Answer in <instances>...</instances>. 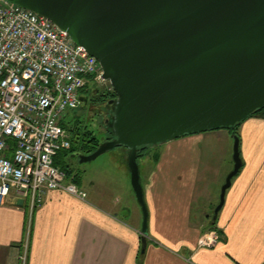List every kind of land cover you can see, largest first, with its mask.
<instances>
[{"label": "water", "instance_id": "1", "mask_svg": "<svg viewBox=\"0 0 264 264\" xmlns=\"http://www.w3.org/2000/svg\"><path fill=\"white\" fill-rule=\"evenodd\" d=\"M53 21L95 56L116 99L113 137L80 161L123 146L143 211L148 208L139 148L189 134L231 129L264 108V0H7ZM234 168L214 220L242 167L233 135ZM23 199L18 204H23Z\"/></svg>", "mask_w": 264, "mask_h": 264}, {"label": "crops", "instance_id": "2", "mask_svg": "<svg viewBox=\"0 0 264 264\" xmlns=\"http://www.w3.org/2000/svg\"><path fill=\"white\" fill-rule=\"evenodd\" d=\"M238 133L242 167L216 220L222 185L235 164L229 129L189 134L150 155L149 147L143 151L138 164L148 208L144 253L138 199L140 207L133 206L107 184L80 175L74 152L66 160L87 197L49 190L31 211L18 204L21 198L13 191L0 205V264H20L28 236V264H264V117H249ZM120 155L123 192L137 198L129 152L121 149ZM212 226L220 232L219 242L200 246Z\"/></svg>", "mask_w": 264, "mask_h": 264}, {"label": "built area", "instance_id": "3", "mask_svg": "<svg viewBox=\"0 0 264 264\" xmlns=\"http://www.w3.org/2000/svg\"><path fill=\"white\" fill-rule=\"evenodd\" d=\"M99 60L50 19L0 0V205L14 191L34 211L49 190L80 198L87 193L54 159L72 145L62 125L91 82L105 81ZM22 243L20 264H28L30 243ZM216 229L199 245L214 247Z\"/></svg>", "mask_w": 264, "mask_h": 264}, {"label": "rangeland", "instance_id": "4", "mask_svg": "<svg viewBox=\"0 0 264 264\" xmlns=\"http://www.w3.org/2000/svg\"><path fill=\"white\" fill-rule=\"evenodd\" d=\"M89 88L91 89V93L89 97H87V100L83 101L82 99L80 105L75 110L71 111L63 120L70 125V131H68L71 132V137L74 139L73 142L76 151H81L86 154L90 151V149L82 147V144L86 143V146L90 147L92 145L90 141L93 137H96L97 142L101 144L113 136V134L109 133L108 130V124L111 118H113V104L110 103L112 97H110L111 93H109L112 89L111 83L109 80H105L99 84L91 82ZM86 93L87 91L84 93L82 92L83 97L86 96ZM101 96H104L105 99L99 102L98 100ZM76 127L78 128L77 131L80 132L77 140L76 135L73 133V130ZM84 132H91V134L90 136L89 134L85 136ZM83 139H87L89 141L86 142ZM160 145L161 144L150 145L147 150L148 154H153L154 151L160 147ZM121 149L128 150L123 146L115 147L114 149L101 154L94 160L84 162H81L79 158L74 157L75 162L73 165L75 170H77L80 175H83L85 178H92L94 180L101 181L103 184H107L114 191L115 195L119 196V198H121L124 202H133V206L137 205V207H140L135 194L132 192H130L131 194H124L123 192L122 185L124 174L121 172L120 167V160L122 158L120 155Z\"/></svg>", "mask_w": 264, "mask_h": 264}, {"label": "trees", "instance_id": "5", "mask_svg": "<svg viewBox=\"0 0 264 264\" xmlns=\"http://www.w3.org/2000/svg\"><path fill=\"white\" fill-rule=\"evenodd\" d=\"M85 91H87V93H86V96L85 97H82V99H83V101L84 100H87V97H89V95H90V93H91V89L88 87V88H85L84 90H83V93L85 92ZM109 93H111L110 94V97H116V95H115V92L113 91V89H111L110 91H109ZM108 93V94H109ZM252 116H262V117H264V108L263 109H260V110H258V111H256L254 114H252ZM251 116V117H252ZM62 124H63V126L66 128V129H70V125L68 124V123H66L65 121H63L62 122ZM241 125V123L240 124H238L236 127H234V128H231V129H229L232 133H233V135L234 134H238L239 135V133H238V128H239V126ZM78 130V128L76 127L74 130H73V133L76 135V140L79 138V134H80V132L79 131H77ZM108 130H109V133H111L112 134V132H111V130L109 129V127H108ZM70 131V130H69ZM71 133V132H70ZM89 134V136H90V134H91V132H84V135L85 136H87ZM113 136H111L109 139H111ZM84 141H86V142H88L89 140H87V139H83ZM74 139H72V137H71V142H72V145H71V147L69 148V149H64V150H61L58 154H57V156L55 157V159H54V162H55V164L56 165H58V166H60L67 174H71V172H73L72 171V169H70L71 167H70V165L68 164V161L66 160V157H68L71 153H74V151L75 152H79V153H84V152H81V151H76V148L74 147ZM76 142V141H75ZM91 143H92V145L90 146V147H88V146H86V143H84V144H82L81 146L82 147H87V148H89L90 149V151H88V153H90V152H93V151H95L98 147H99V143L97 142V139H96V137H93L92 139H91V141H90ZM148 147H140L139 148V157L141 156V155H143V151L145 150V149H147ZM87 153V154H88ZM67 167H68V169H67ZM71 175H73V174H71ZM70 175V176H71ZM212 229H216V227H214V226H212ZM216 230H218V229H216ZM219 232V231H218ZM220 233V232H219ZM141 261H142V256L140 257V263H141Z\"/></svg>", "mask_w": 264, "mask_h": 264}, {"label": "flooded vegetation", "instance_id": "6", "mask_svg": "<svg viewBox=\"0 0 264 264\" xmlns=\"http://www.w3.org/2000/svg\"><path fill=\"white\" fill-rule=\"evenodd\" d=\"M103 99H105V98H104V96H101V97H100V99H99L98 101L100 102V101H101V100H103ZM113 99H116V97H115V98H114V97H112V99H111V100H113ZM110 103H111V101H110Z\"/></svg>", "mask_w": 264, "mask_h": 264}]
</instances>
